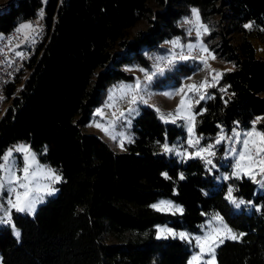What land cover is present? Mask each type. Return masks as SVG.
<instances>
[{"label": "trees", "instance_id": "trees-1", "mask_svg": "<svg viewBox=\"0 0 264 264\" xmlns=\"http://www.w3.org/2000/svg\"><path fill=\"white\" fill-rule=\"evenodd\" d=\"M42 5L53 30L27 77L17 76L8 86L11 101L0 117V154L26 142L63 180L33 216L12 211L19 239L11 223L0 226V264H189L190 243L157 239L156 227L168 224L196 234L213 213L244 234L216 249V264H264V187L256 191L245 176L218 183L199 158L183 162L160 153L166 138L173 143L185 131L163 123L149 105L134 118V139L123 152L82 130L110 86L133 80L125 66L150 69L149 54L165 55V43L175 37L186 40L179 21L193 7L202 22L218 16L219 29L210 21L212 30L203 39L233 66L209 88L210 98L193 103L194 129L206 140L221 129L231 134L236 122L239 130L250 129L253 117L264 118V58L247 35L264 43V0H15L0 13V34ZM141 22L146 27L133 33ZM223 22L243 32L238 46ZM247 22L249 30L243 27ZM193 70L179 62L168 79L179 85L181 74ZM256 127L264 130V119ZM223 151L221 143L217 164ZM220 170L229 171V165ZM229 185L234 196L251 202L248 210L236 211L225 199ZM160 198L181 205L183 213L156 211L151 205Z\"/></svg>", "mask_w": 264, "mask_h": 264}, {"label": "snow or ice", "instance_id": "snow-or-ice-1", "mask_svg": "<svg viewBox=\"0 0 264 264\" xmlns=\"http://www.w3.org/2000/svg\"><path fill=\"white\" fill-rule=\"evenodd\" d=\"M40 15L43 16V12H41ZM192 16L195 17L194 20L186 19L184 22L193 25L196 32V43L189 42L185 45L180 42L179 38L167 41L166 43L172 46V50H170L169 54L167 56L154 57L151 71L143 68L139 69L144 73V82H141L137 78L134 85L121 84L118 86V90L122 93L121 98H123V95L130 94V99L128 100L130 105H136L138 103L147 104L148 100L145 99V96L149 95L147 90L154 78L163 76L166 71H171L175 68L178 61L198 59L200 63L207 68L208 64L204 54L207 53L215 59V56L212 55L202 39L204 34H210L209 27L200 21L197 9H192ZM244 27L250 28L251 25H245ZM26 28L35 31L30 24H21L17 32ZM192 30L193 29H189V35H191ZM28 38L29 37L26 35L25 39L27 40ZM176 49H179V51H175ZM185 49H187L186 52ZM194 51H198V55L193 56ZM15 55L22 57L23 53L17 51ZM212 71L215 72V70ZM222 75L223 73L215 72L211 82L206 78L199 84L181 85L177 89L163 93L168 98H172L175 95H180L181 98L179 104L172 112L163 113L159 108H156V111L159 113V118L165 123H168L169 119L172 118L171 122L175 123V118L181 117V113L184 112L185 115L182 119L188 122L187 131L189 133V139L187 144L188 147L195 148V152L189 153L187 148L183 151H178L175 145L170 146L167 143V138L160 146L165 153H175L182 158L199 157L206 165L211 166L209 171H212L217 167L211 159V157H215L216 155V145L224 141H229L231 145H240L239 149L235 146H231L226 150L224 158L231 157L232 162L229 166L232 171L229 175H222L220 178L228 180L231 178L241 179L247 176L254 183H258L261 187H264V130L256 127L261 119L264 118L257 117L252 122V127L246 131L239 130V122H236L237 126L231 129V135L226 134L224 130L221 129L215 138V142L205 146H200V141L203 137H193V121L196 113L191 111L190 103L186 106V97L189 95L198 96L199 98L195 101L196 103H199L200 100H204L205 98H210L206 90H201L205 89L206 85L209 87L215 86V84L218 83L216 77ZM188 79H190V77ZM220 90L222 92L227 91L225 88H221ZM109 99H113L112 94H110ZM134 111H136L135 108L129 107L127 114L125 112H120L118 117H116L115 113H113V116L119 121L121 118L126 119L127 115H130ZM97 115H101L102 118V113L100 111L97 112ZM127 123L130 125V120H128ZM94 126L100 128L106 135H110L112 139L115 140L117 138L108 127L103 126L100 122H96ZM114 126L115 124H113V127ZM129 142H131L130 138ZM157 143L160 142L158 141ZM120 147L123 148V141L120 142ZM16 153L20 154L19 158L16 157ZM163 175L165 178H168L166 173ZM258 176L260 179H257ZM183 178L181 174L180 179ZM62 180V176L57 174L56 170L47 165L40 164L35 153H32L25 145L15 146L14 148L8 149L5 153L0 154V195L5 192L7 193V205L9 207L4 211L5 215L9 217L8 222H11V209H15L16 212L34 215L37 205L43 203L46 196L54 195L58 189L53 187V185L62 182ZM234 191L235 189L233 186L229 185L225 194V199L236 208H240L241 205L245 204V201L234 196ZM151 207L156 211L171 213L173 215L176 213H183L182 207L176 205L171 200H160L151 205ZM0 208H3L2 204H0ZM212 221L216 223L212 224ZM0 222H3L2 218H0ZM221 232H224L225 235H221ZM15 235L19 238L20 232L15 231ZM243 235V233H240L238 236L228 228L227 224L224 223L223 217H221L219 213L211 217L207 230L201 236L191 237L183 232L176 233L167 226H157V239H167L169 236L175 238L178 236L182 240L195 242V246L199 251L192 255L189 264H214L215 249L223 244L225 239L237 240Z\"/></svg>", "mask_w": 264, "mask_h": 264}, {"label": "rangeland", "instance_id": "rangeland-1", "mask_svg": "<svg viewBox=\"0 0 264 264\" xmlns=\"http://www.w3.org/2000/svg\"><path fill=\"white\" fill-rule=\"evenodd\" d=\"M3 1V0H0V2ZM192 9H197L196 7H193ZM198 10V9H197ZM200 17V16H199ZM186 19H192L194 20L195 17L192 16V11H191V14L188 16V17H184L182 18L179 23L180 25H183L185 27V30H186V37H185V41H182L179 37H175L171 40H175L177 38H179L180 42L182 44H188L189 42H192V43H196V32L193 28V25L191 24H187L185 23L184 21ZM218 16H212L211 19L205 23V22H202L201 19L200 21L203 23V24H206L210 30H212V28L209 26V22H213L214 26L213 28L218 30L219 26L216 24L218 23ZM21 24H27L25 21L22 22ZM20 24V25H21ZM224 25V28L225 30H229V27H230V24L228 22H223ZM20 25L18 26V28L20 27ZM229 25V26H228ZM245 25H251V22H247V23H244L243 24V27ZM146 27V23L145 22H141L140 24H138L136 27L133 28L132 32L133 33H136L138 30L140 29H144ZM245 28V27H244ZM251 28V27H250ZM250 28H245L247 30H249ZM189 29H193L192 32H191V35H189ZM28 28L26 29H23L21 30L22 32H27ZM229 35H227V37H230V40H231V43L233 45H239L240 44V41L242 39V35H243V32H236V31H232V30H229ZM207 35V34H204L202 39L204 38V36ZM248 39L253 43V46L255 47V51H256V55L259 56V57H262L264 58V43L261 42L259 40V38L257 37H254L253 35H247ZM170 40V41H171ZM214 42H217L218 41V37H215L213 39ZM203 42L204 44L208 47V49L210 50V52L212 53V55L215 56V59L212 58L211 55H208L207 54V64H208V67L205 68L199 60H195V59H189L187 61H180V63H188L191 67L194 68L193 72L190 73V74H181L180 76V84L179 85H173L174 84V81L170 82L169 79H168V75L170 74V72L174 69H172L171 71H166L165 74L163 76H158L156 78H154L152 84L149 86L148 88V93L149 95L148 96H145V99L148 100V103L147 104H144V103H138L136 104L133 108L136 109V111L132 112L130 115H127L126 119L125 118H121V121L118 122L116 119H112V116H110L107 112H106V108L109 107L112 103L115 102V100H117L119 97L122 96V93L118 90V86L121 85V84H125V85H134L135 84V81L136 79L138 78L141 82H144L142 79H141V71L139 69H141L139 67V65H128V66H125L124 68L131 74L134 75V78L132 81H129V82H117L115 84H113L112 86H110L106 91H105V95H104V101L103 103L95 108L93 110V113L91 114L90 116V120L88 123H86L85 125L82 126V130L85 132V133H88V134H94V135H98L100 136L101 138H103L105 140V142H107V144L114 150V151H117V152H123L125 150V144L129 143V138L131 139V142L133 141L134 139V133H133V130H132V123H133V120L135 117H137L141 111V108L142 106L144 105H149L151 107H153L155 110L156 108H159L161 112L163 113H168V112H172L175 110V108L177 107V105L179 104L180 102V95H175L173 96L172 98H168L167 96H165L163 93L165 92H170L172 91L173 89H177L179 88L181 85H189V84H199L201 81H204L206 78L208 79L209 82L212 81L213 79V76L215 75V72H224L225 70H232L233 69V66L230 62H228L223 56H218L217 54H215V52L213 50L210 49L208 43L205 42V40L203 39ZM165 46H166V49H167V52L165 53V55H168L170 50H172V46L168 43H165ZM187 49H185L186 51ZM175 51H179V49H176ZM163 53H154L153 55H150V62H151V68L150 70H152V66H153V63H154V57L156 56H160L162 55ZM206 54V53H205ZM179 64V62H178ZM146 69V68H145ZM212 70H215V72H213ZM190 77V79H188ZM220 78V76H217L216 77V80L218 81ZM165 80H168L167 83L164 84L163 81ZM158 83H160L161 86H156ZM209 86H205V89H202L201 91H205L207 92L208 96H209ZM187 90V89H186ZM110 94L113 95V99H109L110 97ZM197 100L199 97L198 96H191L189 95L188 97H186V106L190 103L191 104V111L194 112L193 110V103L195 102V99ZM206 99V98H205ZM108 102V103H107ZM121 111L120 112H125L126 114L128 113V109H124V108H121L120 109ZM100 111L102 113V121L100 122L103 126H106L108 127L112 133L114 135H116V139H112L110 135H106L104 131H102L100 128H97L95 127V123L97 122V117H96V114L97 112ZM158 113V112H157ZM185 115L184 112L181 113V117H176L175 120L176 122L175 123H172L171 122V119H169V122L168 123H171V124H174L178 127H181L184 131H185V135L182 137V136H179L175 142L173 143H169L167 142L170 146L172 145H175L176 146V149L178 151H183L185 148H187L188 152L189 153H193L195 152V148H191V147H188V144H187V141L189 139V133L187 131V127H188V122L184 119H182V117ZM158 116H159V113H158ZM101 117V115H100ZM130 120V125L127 123V121ZM195 120V119H194ZM162 121V120H161ZM163 123H165L164 121H162ZM113 124H115V126L113 127ZM193 126L195 128V125H194V121H193ZM241 131H246V130H241ZM193 137H201L199 136L195 129H194V132H193ZM102 139V140H103ZM123 141V148L120 147V142ZM202 141L205 143H202ZM215 142V139L213 140H206V139H201L200 141V146H205L209 143H214ZM224 144V151H223V154L221 156V159L219 161V164H217L214 160V157H211V159L213 160V163L217 166L215 169H213L212 171H210L215 177H216V181L218 183H221L222 181H225L223 179H221L220 177L222 175H229L232 171L231 167L229 166V171H226V170H220V165H230L231 164V157L229 156L228 158H224L225 157V152L227 149H229L231 146H230V142L229 141H224L222 142ZM19 145H25L28 147V149L32 152V153H35L36 155V158L37 160L40 162V164L42 165H47L48 167L54 169L53 167H51L50 165H48L47 163L45 162H42L40 159H39V155L37 152H35L33 149L30 148V146L26 143V142H19V143H16L15 146H19ZM220 145V144H219ZM218 145H216L217 147ZM240 145H236V148L239 149ZM216 150V149H215ZM160 153H163L165 154L166 156H176L179 160H182L183 162H186L188 159H191V158H188V157H180V156H177L175 153H165L162 148H160ZM17 158H19L20 154L17 153L15 154ZM192 158H199V157H192ZM200 159V158H199ZM201 160V159H200ZM204 165L209 169L211 166L210 165H206L205 162L203 160H201ZM214 170H218L217 173L213 172ZM58 174V173H57ZM247 177V176H245ZM257 179H260V177L258 176ZM57 184V183H56ZM56 184L53 185V187H55L56 189H58L56 187ZM256 184V191L261 189V185L258 184V183H255ZM58 192V191H57ZM54 195H51V196H46L45 199H44V202H46V200L52 196H55L56 193ZM39 194V193H38ZM160 200H171L169 198H160L158 199L157 201H155L153 204L157 203L158 201ZM0 201L3 205V208L0 209V218L3 219V222H0V226L1 225H4V219L6 217H8L7 215H5V209H7L9 206L7 205V193H3L2 195H0ZM172 201V200H171ZM245 201V204L244 205H241L240 208H236L234 205L233 208L234 210L236 211H239L243 208H245L246 210H248V207H249V203ZM15 202V201H14ZM43 202V203H44ZM43 203H40V204H43ZM175 203V202H174ZM38 204L37 205V208L38 206L40 205ZM176 205H179L177 203H175ZM180 207H182L181 205H179ZM36 208V209H37ZM15 210V209H11L10 210V216L12 215V211ZM21 213V212H20ZM22 214H28V213H22ZM216 214V213H213L211 214L206 220L205 222L201 225V232L200 233H192L188 230H185V229H176V228H173L171 227L170 225L168 224H163V225H158V226H167L171 229H173L174 232L176 233H180V232H183V233H186L188 234L189 236L191 237H196V236H201L205 233V231L207 230L208 228V225H209V221L211 220V217ZM30 215V214H28ZM220 215V214H219ZM30 216H33V215H30ZM221 216V215H220ZM222 217V216H221ZM216 222L215 221H212V224H215ZM225 224H227L225 221H224ZM12 229V233L13 235L16 237L15 235V231H19L20 230L14 226L13 223H11L9 225ZM228 226V225H227ZM228 228H230L234 233H236L238 236V232L236 230H234L233 228H231L230 226H228ZM221 235H225L224 232H221ZM155 237L157 238V227H156V232H155ZM17 238V237H16ZM20 238V236H19ZM17 238V239H19ZM169 238H172L174 239L173 237L169 236L167 239ZM177 239H180L178 236L175 237ZM163 239V238H161ZM182 240V239H180ZM227 240V239H225ZM224 240V241H225ZM231 240V239H230ZM108 241H111V239H108ZM187 241L188 243H190L191 247H192V253L189 257V260H188V263L189 261L191 260L192 258V255L197 253L199 251V249L195 246V242L192 241V242H189L188 240H185ZM217 249V248H216ZM216 249H215V261H214V264H216Z\"/></svg>", "mask_w": 264, "mask_h": 264}, {"label": "built area", "instance_id": "built-area-1", "mask_svg": "<svg viewBox=\"0 0 264 264\" xmlns=\"http://www.w3.org/2000/svg\"><path fill=\"white\" fill-rule=\"evenodd\" d=\"M15 0H3L0 2V13L6 11L10 3ZM43 12V16L40 13ZM45 6L42 5L40 8L36 9L35 14L28 18L25 22L30 24L35 31L28 29L27 32H17L18 25L16 28L11 30L8 33L0 34V117L7 110L8 105L10 104L11 98L7 96L8 86L15 80L17 76H20L23 80L30 73V70L36 60L40 57L41 52L45 45L48 43L51 33L53 30V25H48L45 19ZM29 38L26 40L25 36ZM22 52L23 56L18 57L15 55V52ZM187 51V50H186ZM185 51V52H186ZM198 55V51L193 52V56ZM167 56V55H160ZM206 60L207 53L204 54ZM198 60V59H195ZM180 62V61H178ZM141 68V67H140ZM145 69V68H143ZM151 71L150 69H146ZM141 79L144 81V73L141 72ZM130 99V94L123 95V98L119 97L105 110L112 116V119H116L113 116V113L116 114V117L120 114V109H129V107H134L135 105H130L128 100ZM108 103V102H107ZM258 116L253 117L250 124L252 127V122ZM121 119L118 121L120 122ZM231 135V134H229ZM235 146L236 145H231ZM15 144H11L8 149L14 148ZM7 149V150H8ZM17 154V153H16ZM0 204L1 201H0ZM1 209V208H0ZM9 217L4 219L5 223L8 222ZM11 223V222H10Z\"/></svg>", "mask_w": 264, "mask_h": 264}, {"label": "crops", "instance_id": "crops-1", "mask_svg": "<svg viewBox=\"0 0 264 264\" xmlns=\"http://www.w3.org/2000/svg\"><path fill=\"white\" fill-rule=\"evenodd\" d=\"M189 65V64H188ZM96 117H97V122H101L103 119L100 117V115H97L96 114ZM98 136V135H97ZM100 139H103V138H101L100 136H98ZM104 140V139H103ZM105 141V140H104ZM107 143V142H106Z\"/></svg>", "mask_w": 264, "mask_h": 264}]
</instances>
